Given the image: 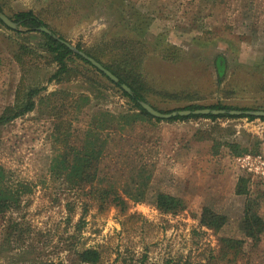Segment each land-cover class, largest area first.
<instances>
[{"label": "rangeland", "instance_id": "1", "mask_svg": "<svg viewBox=\"0 0 264 264\" xmlns=\"http://www.w3.org/2000/svg\"><path fill=\"white\" fill-rule=\"evenodd\" d=\"M1 1L7 12L40 13L51 29L84 52L112 37L141 39L147 96L162 110L216 103L264 110V56L248 53L254 38L264 33V0H124L145 15L143 31L122 23L109 0ZM15 39L40 56H25L26 66L20 67L11 55ZM40 39L36 33L20 38L0 25V112L13 104L20 80L42 87L32 111L0 127L3 181L25 186L22 210L37 251L2 253L0 264H74V251L84 248L97 249L101 264H264V228L257 242L242 232L246 199L256 203L264 223V119L149 118L110 125L97 131V178L80 189L62 166L73 162L75 149L84 148L91 117L134 109L80 60L76 75L57 83L51 78L57 66L39 50ZM199 131L208 138L198 139ZM227 143L244 150L234 155ZM238 157L263 164L250 166ZM240 178L246 194H236ZM98 189L117 192L125 205L96 200ZM159 193L176 198L179 208L158 210ZM204 207L225 216L218 231L200 225ZM221 237L243 243L224 255Z\"/></svg>", "mask_w": 264, "mask_h": 264}, {"label": "trees", "instance_id": "2", "mask_svg": "<svg viewBox=\"0 0 264 264\" xmlns=\"http://www.w3.org/2000/svg\"><path fill=\"white\" fill-rule=\"evenodd\" d=\"M109 6L114 8L115 11L120 13L122 19L121 22L124 23L127 20V25L130 24L132 28L143 31L140 27L146 19L143 13H140L137 9L130 5H126L124 0H109ZM72 5V4H70ZM72 8H78L72 5ZM0 11L4 12L10 19L18 24V26L24 28L25 30L19 29H9L0 21V25L5 26L7 29L12 31L14 34L21 38V35L36 33L40 36L39 50L48 54L47 60L49 63H54L57 66L56 71L51 75L52 79H55L57 83L65 82L70 79V77L75 76L78 67L75 65L76 60H80L86 65L92 66L87 60L81 56L73 53L64 43L60 40H65V38L55 29H51L47 22L42 18L40 13H35L31 9H20L17 11L7 12L5 3L0 0ZM126 18V19H125ZM44 26L48 28L52 34L56 37L40 31L38 28ZM15 48L11 51L12 57L20 65V67L26 66L25 56L30 58H36L40 56L41 53L37 49L29 46L23 41H18L15 39ZM66 41V40H65ZM142 43L141 39L133 40L130 38H109L107 42H104L100 46H96L93 50L87 51L85 53L90 57L94 58L96 61L100 62L105 68H107L111 73H113L118 81L114 83L109 78H107L98 69L93 68L102 76H104L112 85L116 88L118 92L126 97L129 102H131L130 113H117L113 114L110 112L95 113L88 122V129L85 130L86 138L84 139V148L81 150L75 149L73 155V162L69 165L62 166L64 174L67 178L76 184L80 189L85 186H91L97 178V163L99 160L101 148L98 147L96 141L98 132L100 130L118 125H128L137 120L154 118L148 114L138 103L139 100L147 102L153 108L161 112H169L156 107L147 96L146 83L144 82L141 72L140 63L142 61V51L138 48ZM77 49H81L78 44H76ZM167 55H165L166 57ZM218 69V74L223 73V63L221 59L216 62ZM21 81L15 90L14 102L13 104L6 106L0 112V127L9 121L21 117L24 114L32 111L35 108V97L42 91V87L38 85L27 84L21 85ZM126 84L132 91V94L124 91L120 84ZM60 90H54L53 94L61 93ZM87 100V97L82 96ZM48 99V97L46 98ZM205 107V106H204ZM208 108L215 109H238L237 107L223 105L221 103H216L206 106ZM203 108L201 105L189 104L182 107V109H198ZM246 109V108H245ZM210 118L215 119L218 117H228V118H238L245 117L248 119L256 118L250 115H188V116H175L167 119V121L172 120H187L190 118ZM264 119V117H259ZM156 120H161L155 118ZM106 121H108L106 123ZM98 131V132H97ZM197 138V137H196ZM208 135L206 133L200 132L198 139H206ZM211 139V138H210ZM213 140V139H212ZM227 147L234 149V155L241 154V150L238 149L236 143H227ZM74 151V150H73ZM245 153V152H244ZM60 166L58 167V169ZM65 168V169H64ZM25 186L19 185L17 187L9 186L3 181V172L0 168V254L9 253L13 251H19L20 253H27L29 251H37L34 246L33 229L31 224L25 219L22 210L23 197L22 193L25 192ZM236 194H246L244 188V180L240 178L236 185ZM96 195V200H108L114 203L116 206H124V199L115 191L111 189H98ZM256 203L251 199H246L243 206V223L242 232L245 237L249 238L253 242H257L260 234L263 231L264 223L261 217L257 214ZM156 207L162 212H174L178 206L177 199L171 195L159 193L156 197ZM123 208V207H122ZM200 225H203L214 232L218 231L225 224V216L214 212L213 210L204 207L201 211L199 217ZM222 254L226 255L229 250L234 249L239 251L243 240L233 239L230 237H221L219 239ZM72 250L74 249H67ZM75 262L74 264H101L100 252L95 248H84L82 250L74 251ZM31 264H61L60 262L53 261H38ZM143 264V263H141Z\"/></svg>", "mask_w": 264, "mask_h": 264}, {"label": "water", "instance_id": "3", "mask_svg": "<svg viewBox=\"0 0 264 264\" xmlns=\"http://www.w3.org/2000/svg\"><path fill=\"white\" fill-rule=\"evenodd\" d=\"M0 21L9 29H19L21 30L20 26L16 22H14L12 19H10L4 12L0 11ZM40 31H43L47 34H50L57 38L56 35L52 34L51 31L41 26L38 28ZM62 43H64L73 53L81 56L85 60H87L94 68L98 69L100 72H102L107 78H109L111 81L116 83L118 81V78L111 73L107 68H105L100 62L96 61L94 58L90 57L88 54H86L81 49H77L76 46L72 45L68 41L60 40ZM120 87L126 91L129 94H132L131 89L124 83L120 84ZM138 103L140 106L152 117L158 118V119H169L171 117L175 116H188V115H222V114H229V115H250L255 117H264V110H236V109H215V108H198V109H178V110H171L169 112H161L155 108H153L151 105H149L145 101L139 100Z\"/></svg>", "mask_w": 264, "mask_h": 264}, {"label": "crops", "instance_id": "4", "mask_svg": "<svg viewBox=\"0 0 264 264\" xmlns=\"http://www.w3.org/2000/svg\"><path fill=\"white\" fill-rule=\"evenodd\" d=\"M248 53L256 57L264 56V33L254 38V42L249 47Z\"/></svg>", "mask_w": 264, "mask_h": 264}, {"label": "built area", "instance_id": "5", "mask_svg": "<svg viewBox=\"0 0 264 264\" xmlns=\"http://www.w3.org/2000/svg\"><path fill=\"white\" fill-rule=\"evenodd\" d=\"M237 160L240 161V162H243L245 160H249L250 161V163H249L250 166H252V165L256 166L257 163H260L259 160L249 159L248 157H245V158L244 157H242V158L238 157ZM260 164L262 165L263 163H260ZM256 167H258V166H256ZM262 168H264V165H263Z\"/></svg>", "mask_w": 264, "mask_h": 264}]
</instances>
